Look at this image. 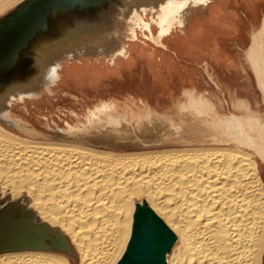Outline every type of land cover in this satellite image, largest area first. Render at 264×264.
Returning a JSON list of instances; mask_svg holds the SVG:
<instances>
[{
  "label": "bare ground",
  "instance_id": "1",
  "mask_svg": "<svg viewBox=\"0 0 264 264\" xmlns=\"http://www.w3.org/2000/svg\"><path fill=\"white\" fill-rule=\"evenodd\" d=\"M207 1L0 0V264H73L74 250L77 264H120L142 219L172 242L165 264H263L264 138L255 124L233 114L218 119L228 139L202 128L191 141L105 127L125 115L47 124L52 133L17 116L20 104L29 111L55 92L67 64L113 62L138 30L159 41ZM109 5L127 36L106 21L73 25Z\"/></svg>",
  "mask_w": 264,
  "mask_h": 264
},
{
  "label": "crops",
  "instance_id": "2",
  "mask_svg": "<svg viewBox=\"0 0 264 264\" xmlns=\"http://www.w3.org/2000/svg\"><path fill=\"white\" fill-rule=\"evenodd\" d=\"M86 77L92 82L81 84ZM54 89L50 98L85 103L126 100L154 109L160 99L174 102L191 92L215 102L221 112L254 108L257 93L264 100V0H208L159 41L130 43L126 55L113 62H77Z\"/></svg>",
  "mask_w": 264,
  "mask_h": 264
},
{
  "label": "rangeland",
  "instance_id": "3",
  "mask_svg": "<svg viewBox=\"0 0 264 264\" xmlns=\"http://www.w3.org/2000/svg\"><path fill=\"white\" fill-rule=\"evenodd\" d=\"M13 7H11L5 12H8ZM115 11L116 10L113 9L111 5H109L108 8L103 9L101 11L92 12V13L90 12L88 14H85L82 19L81 17L76 16L73 21V25L75 26L82 25V27H90L94 23H104L106 21V23L112 24V26L115 25L114 27L117 30L119 35L122 36L123 34L124 36H127L126 34H124L126 30L124 29V25L122 24L123 21H119L117 19L119 16L117 15V11L116 12ZM80 19L81 21H79ZM153 28H154V36H155L157 34V29L155 28V26H153ZM138 31H139L138 40L139 39L152 40V38L148 35V33L146 32L143 33L140 30ZM143 34L149 36L147 37L148 39L147 38L145 39L143 37L144 36ZM124 42L126 45L133 43V42H126V41ZM76 65L77 63L67 64L62 74L63 78L66 75H69L73 71V69L75 70ZM91 82H92V78L90 77L89 78L86 77L81 80V84H84V85L91 83ZM64 83L65 82L63 81V84ZM59 87H62V83L59 85ZM49 94H52V92ZM46 95L47 93L44 92V95L39 100L32 101L31 104L28 105L29 111L26 110L23 104H20L19 109L17 110V116L22 117L23 119L31 122L34 126L37 127V129L45 128L47 131H50L46 127L47 124H51L54 127L56 125H60V127H65L66 123H70L74 126H77L79 124L86 123L87 120H92L93 122L98 123L99 120L111 121V120L117 119L118 116L125 115L126 121L118 122L119 125H108L105 127L106 128L111 127L110 129H115V128L116 129H120V128L126 129L129 131V134H130L129 136H132V137H135V136L140 137V132H136L138 128L156 129V131H159L161 133L160 135L161 137H165L164 135L167 130L169 133L173 132L176 135L183 134L185 135L184 138H186L187 140L193 141L192 139L197 137L195 135L201 134L200 132L205 131V129L216 130V133L212 135L211 134L208 135V138L216 137V138L228 139V137L224 136L220 132V131L223 132V126L218 125V121H219L218 119L228 118L232 116V114L228 115L229 113L237 112V113L242 114L239 116H241L242 119H244L245 124L247 122L248 127L254 124L257 125V126L254 125L253 127V129L255 128L252 132L253 136H255L258 140H261V138H264V132H263L264 131L263 130L264 100L262 99V95L258 93L256 94L254 108L249 107L248 109L247 106H240V108H234L233 110L232 109L227 110V108H225L224 111L222 112L220 109H214L213 103L215 102L213 101L211 102L210 100H207L203 96H200V95H197L191 92L186 93V96H185L186 98L181 99V100H176L174 102L160 99L158 103L159 106L154 109H149V108H146L145 106H138V105L136 106L133 103H130V102L127 103L126 100L124 102L122 101L121 102H115V101H111V102L97 101L96 102L94 99L92 100L89 99V102L85 103V102H82V100L75 99L73 97H69V96L62 97L60 95L56 98L54 96L50 99H46L45 97V99L42 100V98ZM191 103L195 104V107L193 108L190 107ZM172 104L174 105V107H172ZM217 104H220V102H217ZM132 105L134 106L132 107ZM26 111H28L29 113ZM147 112H150L152 116L145 117L144 115ZM220 112L227 113V116L218 115V113ZM138 118L139 119L143 118V121H141L143 125L138 126L137 124ZM144 118H150V119L144 120ZM198 123H200L199 125H201L202 127L199 126ZM196 127L197 129L195 130ZM199 127L200 129H198ZM191 128H192V131H194V133L192 135L191 134L187 135L188 132L189 133L191 132L190 131ZM202 128H203V131H200L202 130ZM185 129L188 132H186ZM183 131H185L184 132L185 134L183 133ZM198 136H205V135H198ZM120 151L125 152V151H132V150L123 148V149H120ZM74 252H75L74 253L75 260L73 261V264H77L78 256L75 250ZM263 264H264V261H263Z\"/></svg>",
  "mask_w": 264,
  "mask_h": 264
},
{
  "label": "water",
  "instance_id": "4",
  "mask_svg": "<svg viewBox=\"0 0 264 264\" xmlns=\"http://www.w3.org/2000/svg\"><path fill=\"white\" fill-rule=\"evenodd\" d=\"M141 222L136 226L131 245L120 264H165L164 255L172 242L167 240L164 231L160 230L158 234L151 230L148 221L142 219Z\"/></svg>",
  "mask_w": 264,
  "mask_h": 264
},
{
  "label": "flooded vegetation",
  "instance_id": "5",
  "mask_svg": "<svg viewBox=\"0 0 264 264\" xmlns=\"http://www.w3.org/2000/svg\"><path fill=\"white\" fill-rule=\"evenodd\" d=\"M64 71V70H63ZM63 76V75H62ZM61 84V83H60ZM29 104H31V103H29Z\"/></svg>",
  "mask_w": 264,
  "mask_h": 264
}]
</instances>
